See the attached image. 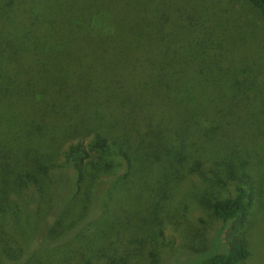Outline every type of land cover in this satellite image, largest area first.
Segmentation results:
<instances>
[{
  "label": "trees",
  "instance_id": "obj_1",
  "mask_svg": "<svg viewBox=\"0 0 264 264\" xmlns=\"http://www.w3.org/2000/svg\"><path fill=\"white\" fill-rule=\"evenodd\" d=\"M235 25L185 0H0V264H163L157 216L187 225L193 201L216 232L175 262L248 259L222 233L246 225L235 172L264 173V35Z\"/></svg>",
  "mask_w": 264,
  "mask_h": 264
},
{
  "label": "rangeland",
  "instance_id": "obj_2",
  "mask_svg": "<svg viewBox=\"0 0 264 264\" xmlns=\"http://www.w3.org/2000/svg\"><path fill=\"white\" fill-rule=\"evenodd\" d=\"M188 2L192 9H205L209 14L213 15L214 18H218L219 24L222 27L225 25V22L228 23L230 19L237 21V25H235V29L238 31L240 35H243L244 28L252 29V31L262 32L264 35V19L261 18L259 14L256 13L255 10L251 8V6L245 0H207L212 1L209 5H206L203 2H199L196 0H185ZM237 14V16L235 15ZM255 33V32H254ZM264 38V36H263ZM260 49L264 51V44H261ZM239 141V138H237ZM264 145H262L263 147ZM260 147L253 148L252 146H248V151L246 152L248 155V160L257 159V152L260 150ZM26 159V157H25ZM244 159L239 160H245ZM24 159H21L22 161ZM210 160V158L208 159ZM251 160V161H252ZM221 169V168H219ZM29 170V169H28ZM244 172L245 175L248 176L247 186L248 192L250 195L249 205L246 209L245 221L246 225L240 226V224L235 221L233 224L236 227L235 231L231 230V225H228L224 232L222 233V237H226L227 239L231 238L232 235L237 236L238 233H245L247 238L249 257L243 264H264V173H260L256 170L250 172L249 170H238L235 172L237 175V180L240 178V173ZM218 177V178H217ZM228 174L225 172L218 174L206 173V180H209L211 183L215 180L216 183L213 184L214 188L220 192L221 195H227L233 192V182L228 179ZM190 178L193 182L200 183L202 180L197 173H192ZM241 180H245L243 177ZM240 180V181H241ZM191 187V186H190ZM189 188V185H185V189ZM208 196V195H207ZM197 197V196H196ZM16 199V194L13 191L7 192L5 189H0V202L6 205V210L10 211V208L13 206V202ZM199 199L203 201L206 199V196L203 194L199 196ZM190 204V203H189ZM191 207L185 208L186 213L189 210H193L192 216L187 214L186 218L189 220V224L186 225V220L184 218H179L180 224L178 226L173 225V221L171 218H161L159 215L157 216L161 223V232L158 233V242L155 243L153 249L155 250L157 247V243L161 246V249L168 252L169 255H164L169 260L163 262V264H185L182 262L183 256L178 255L177 257L179 261L175 262L173 258L174 254L180 248H189L190 246L204 244L205 240H209L216 232V223L211 219V211L204 204H199L193 201L190 204ZM183 206L181 205V208ZM192 208V210H191ZM198 219H201L199 221ZM157 241V239H156ZM151 241L149 240L146 243V250H152ZM174 256V257H172ZM184 258H190L191 255H184ZM163 257V258H164ZM189 258L187 261H189ZM194 258V257H193ZM152 258L147 255L146 259L142 262V264H150L148 260ZM198 259V258H196ZM195 261V260H194ZM159 264V263H158ZM186 264H189L186 262Z\"/></svg>",
  "mask_w": 264,
  "mask_h": 264
}]
</instances>
